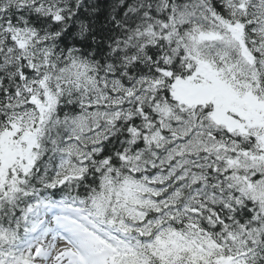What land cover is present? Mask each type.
Wrapping results in <instances>:
<instances>
[{"label":"snow or ice","instance_id":"6c2138e0","mask_svg":"<svg viewBox=\"0 0 264 264\" xmlns=\"http://www.w3.org/2000/svg\"><path fill=\"white\" fill-rule=\"evenodd\" d=\"M0 264H264V0H0Z\"/></svg>","mask_w":264,"mask_h":264}]
</instances>
